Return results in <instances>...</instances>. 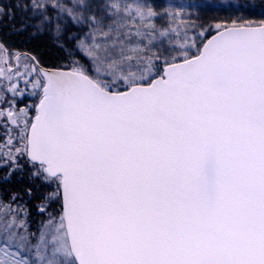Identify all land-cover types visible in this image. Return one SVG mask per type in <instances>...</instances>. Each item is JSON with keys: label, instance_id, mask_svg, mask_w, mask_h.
I'll use <instances>...</instances> for the list:
<instances>
[{"label": "snow or ice", "instance_id": "6c2138e0", "mask_svg": "<svg viewBox=\"0 0 264 264\" xmlns=\"http://www.w3.org/2000/svg\"><path fill=\"white\" fill-rule=\"evenodd\" d=\"M5 28L73 67L33 56L35 115L0 111V264H264V20L14 0Z\"/></svg>", "mask_w": 264, "mask_h": 264}, {"label": "rangeland", "instance_id": "374dc122", "mask_svg": "<svg viewBox=\"0 0 264 264\" xmlns=\"http://www.w3.org/2000/svg\"><path fill=\"white\" fill-rule=\"evenodd\" d=\"M234 1L235 0H230L229 5L227 0H211L209 3L183 2L181 0H145V2L154 3L158 6L162 5L170 7L177 11L183 9L184 16H191L193 19L197 20L198 24L204 27L214 26L216 23H231L233 20H237L240 22L250 20L256 23L261 20H264V11L246 10V8L244 9L240 7L238 3ZM180 38L183 39V35H181ZM79 58L81 59L82 63L86 64L90 71L91 66L87 63L86 59L83 57ZM26 64L27 63H25L24 60L19 62L16 68V72H14V74H7L4 70L0 72V105L3 98V94L10 92L8 91L9 86H5L4 84L7 82L9 84L13 82L15 80V75L17 76L21 68H23ZM1 67L2 65L0 59V68ZM14 85H17V83H15ZM3 110V107H0V111ZM3 117L7 118V112H4L3 115H0L1 120L3 119Z\"/></svg>", "mask_w": 264, "mask_h": 264}, {"label": "trees", "instance_id": "16d2710c", "mask_svg": "<svg viewBox=\"0 0 264 264\" xmlns=\"http://www.w3.org/2000/svg\"><path fill=\"white\" fill-rule=\"evenodd\" d=\"M179 1V0H177ZM183 2H206L209 3L211 0H181ZM230 5V0H227ZM238 5L242 8H246V10H256V11H264V0H235ZM0 3L5 6L12 7L14 4V0H0ZM214 32L209 33L211 36ZM3 42L6 45L8 54L12 53H27L32 56H36L39 59L40 66L44 68H59V69H72L73 67V59L68 57L66 54H57L56 49L52 45L51 40L47 38H41L38 40H28L26 38L18 37L14 34H9L7 29L5 28L2 33ZM30 65V61L24 58ZM12 97H8L5 95V102L2 105L3 108L8 107L11 103ZM5 120V118H3ZM4 140V133L1 132L0 129V142ZM12 186H4L0 188V196L5 195L6 191H11ZM33 217L35 219V213L33 212ZM35 227V223L33 224Z\"/></svg>", "mask_w": 264, "mask_h": 264}, {"label": "flooded vegetation", "instance_id": "af4514ba", "mask_svg": "<svg viewBox=\"0 0 264 264\" xmlns=\"http://www.w3.org/2000/svg\"><path fill=\"white\" fill-rule=\"evenodd\" d=\"M19 53H12V54H8V51H5V57H6V67L4 66V61H3V52L2 49H0V59H1V65L2 67L0 68V72L1 71H5L7 74H14V72H16V68L19 62H21L22 60H24V58L28 59L31 63V65L25 61V63H27L23 68H21V70L18 73V77L15 75V80L13 82H11L10 84L7 82L4 85L5 86H9L8 91H10L9 93H4L3 94V98L1 101V105L0 107L2 108V105L4 104L3 102H5V95L7 94L8 97H12L13 99L11 100V102H14L15 104V108H13L12 103L8 106L3 108L8 109V110H12L15 113H19V110L22 108H27L28 109V114L29 117L34 116L35 115V104H37L39 102V91L38 89H36L34 87V85L32 83H28V81H35L36 76H37V70L34 67V65L32 64L31 60L27 57V56H21L19 57L16 62L14 63V58L16 55H18ZM15 83H17V85H15L18 89L21 90V93L19 95H16L12 90H11V86L14 85ZM6 88V87H4ZM7 92V91H6ZM36 93L35 95H33V93ZM5 118V117H3ZM1 120V119H0ZM3 122V123H2ZM5 123H8V115L7 118H5V120H1L0 121V129L1 132L4 133V138L6 136V129L4 127ZM4 124V125H3ZM9 127H13L11 124H8ZM2 142V141H1Z\"/></svg>", "mask_w": 264, "mask_h": 264}, {"label": "water", "instance_id": "95a60500", "mask_svg": "<svg viewBox=\"0 0 264 264\" xmlns=\"http://www.w3.org/2000/svg\"><path fill=\"white\" fill-rule=\"evenodd\" d=\"M213 34H214V33H213ZM213 34H212V35H213ZM209 38H210V36H209ZM2 52H3V61H4L3 63H4V66L6 67L5 50L2 49ZM21 56H27V57L31 60L32 64H33L34 67H35V65H36V61L32 59V57H33L32 55L27 54V53H19L18 55H16L15 58H14V63H15L16 60H17L19 57H21ZM40 68H43V69H45V70H50V71H63V72H68V71L71 70V69H59V68H44V67H42V66H40Z\"/></svg>", "mask_w": 264, "mask_h": 264}]
</instances>
